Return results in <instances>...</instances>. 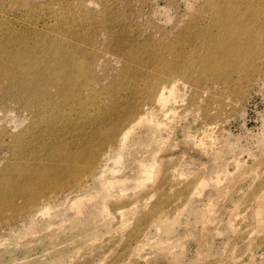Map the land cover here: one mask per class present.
I'll return each instance as SVG.
<instances>
[{"label":"rangeland","instance_id":"obj_1","mask_svg":"<svg viewBox=\"0 0 264 264\" xmlns=\"http://www.w3.org/2000/svg\"><path fill=\"white\" fill-rule=\"evenodd\" d=\"M2 67L0 264H264V0H0Z\"/></svg>","mask_w":264,"mask_h":264},{"label":"bare ground","instance_id":"obj_2","mask_svg":"<svg viewBox=\"0 0 264 264\" xmlns=\"http://www.w3.org/2000/svg\"><path fill=\"white\" fill-rule=\"evenodd\" d=\"M226 26V25H225ZM241 33H243V32H241ZM245 33V32H244ZM242 35H244V34H242ZM251 36L249 35V37L248 38H250ZM246 38V37H245ZM251 39L253 40V38L251 37ZM246 40V39H245ZM249 40V39H248ZM246 42V41H245ZM254 42V41H253ZM250 43V42H249ZM248 46H249V44H248ZM237 47H238V45H237ZM9 68L8 67H2L1 69H0V73H4V74H9ZM170 89V88H169ZM162 90V89H161ZM163 91V90H162ZM164 95V94H163ZM164 96H162V94L160 95V97H159V100L161 99L162 100V98H163ZM164 99V98H163ZM124 135V134H123ZM76 181V180H75ZM29 184V183H28ZM108 184V183H107ZM31 185H32V183H31ZM36 185V184H35ZM77 185H78V183H77ZM29 186H30V184H29ZM41 186V185H40ZM107 186V185H106ZM28 187V186H27ZM23 189H25V187L23 188ZM35 188L33 187V186H31V187H29V188H27V189H25L24 191H23V193L21 192V195L24 197V196H27V199H29V200H33V198L37 195V192L41 189V187H40V189L36 192L35 190H34ZM43 191V190H42ZM15 192H16V190H15ZM24 194V195H23ZM30 196H29V195ZM12 198H10V200H11ZM25 199H26V197H25ZM37 199V198H36ZM13 200V199H12ZM28 200V201H29ZM79 201V200H78ZM78 201H76V202H78ZM32 203V202H31ZM75 203V202H74ZM33 204V203H32ZM37 204V203H36ZM10 205V204H9ZM30 206V205H29ZM44 211H45V214H46V211L47 210H45L44 209Z\"/></svg>","mask_w":264,"mask_h":264}]
</instances>
